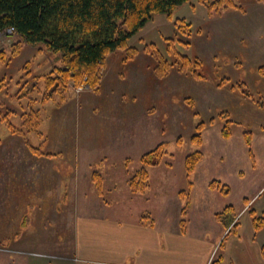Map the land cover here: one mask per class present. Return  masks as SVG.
I'll list each match as a JSON object with an SVG mask.
<instances>
[{
	"label": "rangeland",
	"instance_id": "obj_1",
	"mask_svg": "<svg viewBox=\"0 0 264 264\" xmlns=\"http://www.w3.org/2000/svg\"><path fill=\"white\" fill-rule=\"evenodd\" d=\"M209 1L191 0L176 8L170 19L165 14L155 15L128 43L138 50L132 62L123 61L124 52L112 54L98 91H92L86 84H82L83 91L71 90L64 101L57 96L55 100L43 102L45 84L38 80L49 74L54 67L62 66L60 54L45 51L43 44H21V52L13 54L14 45L19 39L16 36L8 41L0 39V51L6 52L4 60L0 59V86L1 80L11 83L3 89L9 91L5 98H14L13 103H21L24 108L31 103L39 114L40 108H45L44 104L47 103V110L54 116L52 138H42L36 132L29 131L30 125H36L34 117L27 124L25 122L28 119L23 120V117L22 120L7 122V114L4 113L2 122L6 126L10 123L22 129L25 135L16 133L21 137L14 139L21 140L22 144L25 142L26 149H8V152H3L1 148L0 164H12L13 160L15 164H37L36 183L42 182L46 170L39 164H54L59 179L55 178L51 182L54 192H70L71 186L75 192L80 191V162L90 164L91 159L87 157H95L92 153H84V158L80 159V100L93 101L99 97V105L100 100L107 97L111 111L106 113L104 109L103 112L99 110L98 125L93 129L95 135L98 133L97 137L104 130L109 139L116 140V148L108 146V152H111L108 158H104V150L100 156L97 155L96 160V164H111L96 169L105 175L101 186L102 200L110 205V212H117L115 216L110 214L108 217L132 220L143 219V216L154 218L162 208L176 213L179 193L189 190L190 181L195 185L198 177L195 197L198 215L199 211L219 212L233 205L245 230L246 223L251 220L248 212L241 214L246 200L259 215L264 213V110L244 98L239 91L231 90L229 86L218 88V84L222 78L227 77L235 86L238 82H245V89L254 97L264 96V75L259 72V68L264 66V3L239 0L236 2L243 10L225 9L212 15L205 5ZM178 19L191 24L192 36L188 48L177 42L176 49L181 55L189 58L197 56L202 60L207 76L205 81L195 80L176 69L165 78L155 73V58L149 54L147 47L154 44L171 60L166 52V44L169 43L166 39L180 33L174 26ZM179 37L187 40L181 33ZM24 108L15 107L20 110V116L27 109ZM221 111H228L238 123L232 125L231 139L226 140L221 136L223 122L218 120ZM211 119L216 120L214 126L209 125ZM37 120L40 132L44 129V117ZM201 121L206 123V128L202 133L203 144L197 146L191 139ZM246 130L253 133L252 149L256 168L252 167L244 140L243 132ZM4 132L0 130V135H5ZM30 134H33L32 137ZM0 139L5 137L0 136ZM29 142L38 148L39 153L51 155L35 154L29 149ZM46 144L49 147L47 145L46 148ZM161 144L166 146L167 153L157 165L144 166L141 157ZM196 151L204 154V159L198 165L202 173L197 175L195 172L188 178L185 160ZM64 164L77 166L70 168ZM61 165L66 168H61ZM143 167L148 171L150 186L144 193H133L130 179ZM240 172H244V177H240ZM44 181L49 182L48 179ZM213 181L228 185L230 194L225 196L215 191L208 195L209 185ZM212 222H215L214 219ZM207 227L211 232L212 227L209 224ZM54 238L55 234L52 233L40 234L38 240H42L41 243H24L23 246L27 248L22 251L25 252H16L15 256L30 259V264L74 263L70 258L73 253L71 246H60L59 242H53ZM43 239L46 241L43 242Z\"/></svg>",
	"mask_w": 264,
	"mask_h": 264
},
{
	"label": "crops",
	"instance_id": "obj_2",
	"mask_svg": "<svg viewBox=\"0 0 264 264\" xmlns=\"http://www.w3.org/2000/svg\"><path fill=\"white\" fill-rule=\"evenodd\" d=\"M10 84L3 82L0 86V130L5 131V135H0L5 137L0 139V150L2 148L3 152L26 149L25 142L22 144L21 140L14 139L21 136L12 133L11 127L2 122L4 113L7 114V122H9L15 119L22 120L21 117L30 121L33 113L37 112L30 103L25 105L27 109L20 116L18 109L24 108L21 103L15 104L14 98H5L9 91L3 89L5 90ZM98 98L93 101L80 100V140L78 141L80 159L84 158V153L95 155V157H87L91 159L90 164L80 162L78 167L80 191L75 192L71 186L70 192H61V190L54 192L51 182L55 178L58 179L54 164H39L46 169L40 183L35 182L37 164H15V160L12 164H0V249H2L0 264H30V259L15 256L16 252H25L22 251L23 248H27L23 246L24 243H41L42 240H38L40 234L47 233L55 234L54 243L71 246L73 253L70 258L75 264H210L219 252L226 230L215 219L217 210H206L204 213L199 211L200 215H198L195 206L198 177L191 190L186 234H183L180 228L183 207L181 197L176 213L162 208L155 219L150 217L154 221L153 226L148 224L150 219L108 217L115 216L117 212H110V205L102 200L103 189L101 188L100 191L96 187L94 176L100 175L103 184L105 175L97 172L96 169L98 166L103 168L111 164H96V160L104 150H106L104 158L107 159L111 154L108 152L110 151L108 146L111 149L116 148L114 146L116 140L109 139V135L107 132L105 134L104 130L100 137H97L98 133L96 135L94 133L93 128L98 125L100 111L103 109L104 112L107 111L106 113L111 111L109 99L107 100V97L101 99L98 105ZM5 100L7 101L3 102ZM46 104H44L45 108H40L42 116H39L44 117V125L41 124L44 129L40 131L44 138L52 136L54 119L52 112L47 110ZM16 106L18 109H15ZM32 135L30 134L31 137ZM64 165H69L70 168L77 166ZM64 165H61V168H66ZM252 167L256 168V165L252 164ZM196 170L197 175L202 173L201 166ZM240 177H244V172H240ZM46 179L49 180L48 183L44 181ZM214 192L210 189L207 194L212 195ZM247 202L244 203L241 214L247 213L249 207L252 208L251 203ZM212 219L215 222H212ZM207 224L212 227L211 232ZM244 228L245 230L240 224L238 233L227 237L222 253L223 264H264V229L256 234L252 219ZM45 241L43 239V242ZM73 259L80 262L77 263ZM67 263L71 262L57 264Z\"/></svg>",
	"mask_w": 264,
	"mask_h": 264
},
{
	"label": "trees",
	"instance_id": "obj_3",
	"mask_svg": "<svg viewBox=\"0 0 264 264\" xmlns=\"http://www.w3.org/2000/svg\"><path fill=\"white\" fill-rule=\"evenodd\" d=\"M191 0H0V34L8 29H13L15 36L19 39L14 45L13 54L21 52V44L37 46L43 44L45 51L53 54H60L62 66L54 67L53 70L43 76L41 80L45 84L43 92V102L55 100L58 96L61 100H66L71 90L77 89L82 84H86L88 89L98 91L108 58L117 52H124L125 63L132 62L138 50L128 45L129 41L137 35L155 15L165 14L170 19L173 11L190 2ZM239 0H210L205 3L210 13L217 14L225 9H239L242 7L236 2ZM263 2L264 0H256ZM178 32L183 34L185 39L179 37L167 38L166 52L171 57L168 60L166 55L160 52L154 44H149L147 50L155 58V73L157 76L165 78L173 69L178 72L190 75L195 80L205 81V66L202 60L195 56L189 58L181 55L176 45L179 42L184 47H189L192 36V26L184 19L174 22ZM5 51H0V59L4 60ZM259 72L264 75V66L259 68ZM230 79L222 78L218 88L229 86L231 90L239 91L240 94L252 101L257 107L264 110V96L254 97L245 88V82H238L235 86L229 82ZM37 81V80H36ZM3 84V80H1ZM192 104V103H191ZM39 112L33 113L36 120L34 127H29L30 133L36 132L39 137L44 138L38 132L37 122ZM218 120L223 122L221 136L224 139H231L233 136L232 125L238 123L231 118L228 111H221ZM30 122L27 120L25 124ZM216 124L215 119H211L210 126ZM12 133H22V129H16L8 123ZM25 127V126H24ZM26 129L28 127H25ZM206 128V123L201 121L197 125L196 134L191 141L197 146H202V133ZM28 135V134H26ZM244 140L248 149L249 157L253 166L256 165V158L252 149L253 133L250 130L243 132ZM37 155L50 156L51 154L39 153L38 148L28 144ZM166 146L159 145L154 150L144 154L141 161L144 166H154L160 158L166 154ZM204 159L201 151L189 154L185 160V171L190 178L196 171L199 163ZM94 183L101 191V176L95 174ZM130 188L133 193H144L148 187L149 174L146 167H143L130 179ZM193 182H189V190L179 193L183 207L181 210L180 228L183 234L188 230V215L191 206V190ZM210 189L223 195H229L231 189L219 181H213L209 185ZM247 201V200H246ZM248 203V202H247ZM248 213L252 219L255 233L264 229V213L259 215L251 207ZM150 219V226L154 221L149 216H143V220ZM216 221L227 231V235L220 244L219 252L210 264H223V251L225 242L230 235H236L240 227V218L233 205L226 206L222 211L215 214Z\"/></svg>",
	"mask_w": 264,
	"mask_h": 264
},
{
	"label": "built area",
	"instance_id": "obj_4",
	"mask_svg": "<svg viewBox=\"0 0 264 264\" xmlns=\"http://www.w3.org/2000/svg\"><path fill=\"white\" fill-rule=\"evenodd\" d=\"M14 37H15V32L13 29H8L5 32L0 34V39L5 40V41H8ZM83 89H84V86H80L77 88V91L81 92L83 91Z\"/></svg>",
	"mask_w": 264,
	"mask_h": 264
}]
</instances>
